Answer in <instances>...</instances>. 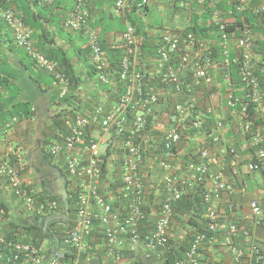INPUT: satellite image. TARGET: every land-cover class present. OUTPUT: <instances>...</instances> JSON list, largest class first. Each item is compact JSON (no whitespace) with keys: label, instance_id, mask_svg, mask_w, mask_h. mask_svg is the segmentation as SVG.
<instances>
[{"label":"built area","instance_id":"built-area-1","mask_svg":"<svg viewBox=\"0 0 264 264\" xmlns=\"http://www.w3.org/2000/svg\"><path fill=\"white\" fill-rule=\"evenodd\" d=\"M40 6L42 4H50L53 0H35ZM73 8L62 21V26L73 32H82L87 39V47L90 52L91 62L93 63L97 80L102 85L120 87L122 93L118 96L113 106L109 107V111L105 112L108 103V96L102 95L97 106L93 111L86 115H76L69 127V132L63 137L61 142L49 144L47 149L51 155L65 156V165L68 176L75 182L77 193L76 213L72 219V225L68 228L64 235L63 244L71 246L77 255L87 250L85 238L92 230L93 220L99 221L103 225V234L105 238L106 254L110 256L109 264H121L118 256L119 250H122L125 244V238L121 237V233L129 235L133 243L138 242L139 227L144 221L153 218L154 228L145 236L142 241L143 254L147 259H155V264H166L163 257V249L166 248L169 238V228L172 223L173 211L172 204L177 201L183 194L190 192L195 185L203 184L206 180L210 181V186L205 188L203 193V203L205 205V216L208 220V229L211 233L224 230L228 235H235L239 231L247 233L243 229H239L233 223L223 225L220 223L222 218L217 203L220 196L224 192L231 193V188L222 181V172L212 173L209 168L211 162L209 150L202 149L198 153L197 161H191L185 164L182 175H176L173 170L172 162H177V150L173 151L181 140L184 130L194 128L200 130L203 121L199 115H192L189 107L194 108L195 105L189 100L197 94V89L193 90L192 85L200 83L206 95L204 100L214 99L220 96L221 104L224 109L230 110L232 115L237 117V126H241L244 133L250 129L251 122L244 120L247 117V108L249 103L262 106L264 101V90L260 86V80L255 74L257 63L260 60L259 54L254 50L255 43L258 42L257 34L243 20L238 28L239 34L234 37H228L225 32L226 25L223 23L220 14L214 12L211 24L218 28L219 47L221 49L222 59L217 63L212 56L210 42L196 37L192 31L185 33H175L168 30L160 35L155 50L153 66L148 69L145 63L142 66L140 58V39L136 34L135 27L129 22L128 15L132 13V6L136 0H115L113 11L123 19L124 31L121 35L122 56L119 62V69L115 76L109 71L108 56L102 49L99 32L97 29L88 25V10L86 8V0H74ZM170 2L179 9L191 7L194 3L198 8H202L205 0H193L191 4L185 3L183 0H165ZM235 4L236 12H243L252 15L264 13V0H231ZM0 14L11 29L15 42L18 47L22 48L33 59L36 65L52 74L57 80L62 94L68 90V80L57 70L56 62L47 59L39 51L34 49L31 39V30H29L19 17H15L11 10H0ZM261 37V36H260ZM235 53L230 58V54ZM177 59L178 69L171 64V60ZM230 62L237 66V78L240 95H236L232 88V79L229 72ZM220 67L222 71V79L227 83L226 91L220 95L218 93L222 89V85L215 83L211 74V70ZM150 68L154 73L159 74L160 83L167 85L170 90L165 91L163 87H149L141 100H135L138 83L142 77V72H147ZM189 71L192 76L193 84H185L182 76ZM190 76V77H191ZM117 77V82L114 80ZM177 95L184 96L182 102H174L170 104V98L173 92ZM198 92H201L198 90ZM202 95V94H201ZM167 106V126L161 131V140L164 144L163 157L156 159H143L147 157V143L151 138V132L154 126L147 129V116L160 112V108ZM210 103V102H209ZM138 105V110L131 116L128 121V128L125 130L126 138L122 142V156L120 164V177L122 186L121 194L127 199L126 206L123 211L121 221L118 225L111 223L113 208L111 203L107 201L100 191V183L102 180L101 154L100 145H109V140L114 125L127 113L130 105ZM200 111L213 115L214 122L212 132L215 133L214 141L224 140L223 123L216 109L205 104ZM200 108V107H198ZM201 109V108H200ZM156 118V117H155ZM248 118V117H247ZM155 120V119H154ZM17 119L13 118L12 122ZM154 124V122H153ZM184 126H187L184 128ZM95 129L99 132L98 137L91 139L85 144V135L88 129ZM222 132V135H221ZM261 133L257 132L254 136V142L261 141ZM78 152H81L78 154ZM233 161L231 167L234 168L238 162V156L233 150L230 151ZM258 163H249L248 171H255L258 165L263 164L264 150L257 151ZM147 159V158H146ZM261 162V164H260ZM155 168L161 171V176L153 188L156 190L155 195L159 192L162 196V202L157 211L154 204L155 200L148 198V192L143 187L144 173L148 168ZM0 181L11 198L20 204L22 210L31 215L44 216L56 214L59 210V203L55 200L43 199L37 200L31 192H27L24 179L19 170L10 166L7 162L0 159ZM152 184V181L150 185ZM205 186V185H204ZM152 189V188H151ZM147 195V196H146ZM264 201V192L261 198H254L249 201L248 209L251 216V222L254 227L264 224V210L260 207V201ZM159 202V200H158ZM5 215L4 209L0 208V218ZM204 236L198 235L187 255V264H202L197 259V248L203 242ZM213 241V240H211ZM3 241L0 239V246ZM8 247L9 255L0 251V260L8 262H18L21 264H60L57 259L45 261L42 250L32 243L16 242L4 243ZM3 244V245H4ZM249 254L247 257L248 264H264V242L261 244H251L249 246ZM237 264H244L240 258L244 256L241 251L234 248L231 251ZM247 264V263H246Z\"/></svg>","mask_w":264,"mask_h":264},{"label":"crops","instance_id":"crops-1","mask_svg":"<svg viewBox=\"0 0 264 264\" xmlns=\"http://www.w3.org/2000/svg\"><path fill=\"white\" fill-rule=\"evenodd\" d=\"M185 3L191 4L193 0H183ZM224 1V0H214L213 3ZM59 4L55 8V14H62L65 16L72 8L73 0H58ZM228 3V2H227ZM113 3L108 0H99L95 1L90 5L89 9V25L94 26L99 31L100 38L104 41L106 45L118 47L121 45V35L124 29L123 20L114 13ZM148 10L146 12H139V20L143 22L144 32L142 34L144 38L152 39L153 41L149 42L150 46H155L158 42V38L164 32L171 30L175 33H181L191 26L192 21L196 16H200L202 11L196 6V3L193 4V8L190 7L184 9L174 8L171 5H168L165 0H151L148 5ZM199 21H202L201 19ZM207 20V24H208ZM139 23V22H138ZM140 24V23H139ZM207 27V25H205ZM49 31L53 34L54 44L52 47L62 48L70 58L73 69L76 75L80 78L81 85L78 89V97L76 100H73L74 107L77 110L73 109L71 106L62 105L58 107L56 102H52L55 98L53 97L54 91L58 90V87L53 82L49 84L48 76L41 75L37 67L24 68L22 65L20 51L15 46L12 38L9 35V31L4 27H0V62L4 63V66L0 67V73L5 74L8 68H15L19 74V81L15 79V86L20 87V95L18 96V102L23 100L28 101L30 104V111L26 117L24 115L22 118L17 114L18 121L16 124H11L10 127L4 126L8 121L9 116H0V159L3 162L10 163L13 167L18 169L21 172V175L24 179L25 185L35 196L37 200L48 199L49 196H56L59 198V203L66 205L67 191L72 190V185L67 180V175H65V157L64 155L60 156H47V147L49 144L60 141L63 136L67 133L66 129H69L70 122L72 121V114H68V110H74L76 114H88L92 111L93 107L97 103L98 99L103 93L99 83L96 80V76H91L88 72L89 61L88 58L82 54L78 55V50L85 49L86 47V38L82 33H74L64 31L62 28L57 29L53 24L48 26ZM60 31H64L69 36L67 40L61 38ZM258 32L256 31L255 34ZM216 33L207 32L206 40L214 45L217 42V39L214 38ZM259 34V33H258ZM257 34V35H258ZM142 40V37H139ZM258 42L263 41V37L260 35L257 36ZM80 42V43H79ZM79 43V44H78ZM87 61L85 62V60ZM149 58H144L142 61V66L145 63L146 68L152 64ZM219 59V56H217ZM6 64L9 65L6 66ZM6 66V69H5ZM23 68L25 70H23ZM220 67H215L211 70V74L215 83L220 85L224 84L225 88L222 87V93L226 91L227 83L222 79V71ZM200 89H197V94L190 98L195 107H200L201 109L206 106V101L203 98L202 92L198 90L202 89V85L198 83ZM232 88L235 89V93H240L239 88H235L232 84ZM218 93H221L219 91ZM7 92L0 87V98H6ZM180 100L182 97H176ZM213 107H219L222 109L221 98L218 94L214 99L210 100ZM260 110H264V107L258 106ZM33 112V113H32ZM227 115V114H226ZM223 124H230L231 128H234V133L236 131L237 117L232 115L230 112L229 120L226 122L227 117H221ZM63 120V122H61ZM60 122V125L56 124ZM62 125V126H61ZM54 127V128H53ZM64 128V130H63ZM54 129V130H53ZM91 135L93 138L98 137L99 132L95 129L91 130ZM228 134L224 141L226 146H234L238 141L244 143L243 147L246 148L247 142H245L244 136L240 135L238 140L236 137L230 133L228 127L223 130V135ZM222 135V132H221ZM199 137V139H197ZM197 138L191 137L188 138L189 144L186 148H180L178 146L177 155L179 159L186 160L189 159V154L191 153L190 144L194 142L201 143L204 136H198ZM223 142V140H222ZM45 144V145H44ZM224 144V143H223ZM224 146V145H223ZM213 148L212 157V168L217 169L222 165L224 159V147ZM100 154L101 156L105 155V150L107 148L105 145H100ZM81 152H78L80 154ZM119 155H111V158L108 159L107 166V175L105 176V182L101 183L100 190L105 196L107 201L113 204V213L111 217V223L113 225H118L121 221L127 199L121 194V191L117 188L112 189L111 178L115 167L119 166L118 164ZM10 160H16L11 163ZM174 166V164H173ZM244 167V166H243ZM178 165L174 166V171H176ZM240 174L233 179L228 173L225 174V180L229 181L234 186V192L228 196L223 194L219 204L218 209L223 214V224L225 222H235L238 223L240 229L250 232V235L247 236L248 240L245 238L243 245L247 244H261L264 242V224L259 227H254L248 219L249 209L248 202L254 198H261L264 191V184L258 175H248L246 170L240 168ZM182 173V172H181ZM161 175V171L148 168L146 173H144V180L149 182L152 181L153 184L158 180ZM153 185L149 186V189L153 188ZM7 191L5 190L4 184L0 181V200H3L6 206L10 209V219L17 222L22 221L24 225L34 226L36 228L42 229L45 232L50 233L52 236L48 238L49 241L43 242L41 250L45 256V261L47 262L50 259H57L64 255L67 248L63 243H59L58 238L53 235L56 231L60 232L63 236L66 234L68 228L72 225V219H70V213L68 210H58L56 214L36 216L25 213L18 201L11 200L9 202L7 196ZM242 197H241V196ZM240 196V197H239ZM40 200V201H41ZM116 206V208H115ZM122 208L121 210H119ZM16 222V221H15ZM99 222V221H98ZM97 221L96 231H93L92 236L86 241L90 255L78 264H108L109 258L106 254H103L105 249L102 233L103 225L99 224ZM248 223V224H247ZM240 234H243V231H239ZM221 233L220 236H222ZM249 241V242H248ZM217 240L215 241V243ZM135 243L126 242L123 247L126 249L127 258H123L121 264H132L134 263L135 257L139 256V252L142 253V245H139V248L134 245ZM216 257L218 260L222 261V264H231L228 260V255H226L225 247L219 246ZM249 249L245 250V253L249 254ZM210 252H213V248L210 249ZM130 254L132 256H130ZM101 255V256H99ZM212 257V256H211ZM215 256L212 257V259ZM100 259V260H99ZM142 259V254L140 258ZM150 264H155L150 263ZM184 264V263H181Z\"/></svg>","mask_w":264,"mask_h":264},{"label":"trees","instance_id":"trees-1","mask_svg":"<svg viewBox=\"0 0 264 264\" xmlns=\"http://www.w3.org/2000/svg\"><path fill=\"white\" fill-rule=\"evenodd\" d=\"M108 1H113V0H108ZM151 0H136L135 3L132 6V13H130L128 16L129 22L135 26L136 28V34L140 37H142V40L140 41V54H141V61L144 60V58H149L152 59L155 53V46H150L148 43L153 41L152 39L144 38L142 34H145L144 30V25L143 22L139 20V13L138 12H146L148 10V3ZM214 0H205V3L200 10L202 13L200 16H196L194 20L192 21V24L190 27H188L186 30L182 32L184 35L185 33H188L189 31L193 32L196 34V37H200L202 39H206L207 32H214L216 33L214 38L217 39V42L211 47L212 50V56L215 58L217 63H220V61L217 59V56H219V59H222L221 56V49L219 47V32L216 27H213L211 25L207 24V20L210 18L211 11L214 10H219L221 12L222 18L224 19L225 23L228 25L225 29V32L228 34V37L232 38L235 35L239 34L238 28L241 26V21L243 20L246 24L249 25L251 30L254 32H258L261 37L264 38V13L259 14V15H252L248 13H239L236 12L235 8L231 5H228L227 1L224 0L213 3ZM59 2L58 0H54L51 4H42L38 5L37 1L35 0H0V7H11L14 8L18 13L21 15V20L25 23L26 26H28L32 31H33V36L32 39L34 40L33 46L34 49L37 51L41 52L46 58L54 60L57 62L59 71L64 74V76L68 80V92L67 94L63 95L62 97L59 94V89L54 91L53 97L55 98L52 100V102H56V105L58 107L62 105L66 106H71L73 109L77 110L76 107L73 105V100H76L78 97V89L79 86L81 85L80 78L76 75L72 63L70 61V58L68 57L67 53L60 47H52L50 48L51 45L54 44L53 40V34L49 31L48 26H52V24L57 28L61 29V19H62V14H55V8L58 6ZM138 13V15H137ZM202 21H199V20ZM140 24H139V23ZM207 25V27H205ZM3 26L7 29L6 24L3 23V21L0 19V27ZM3 29V28H2ZM101 40V46L102 49L106 52L108 55V65L109 68L112 72V76H115L118 72L119 69V62L122 56V50L121 47H112L108 46L104 43L102 39ZM17 49L20 51V61H22V65L24 68H31V67H36V62L35 59H33L31 56L28 55L26 51H24L22 48L17 47ZM254 50L259 54L260 60L257 63V70L255 74L260 80V86L264 90V39L263 41H259L255 43ZM84 55L86 57L89 56V50L88 48L78 50V55ZM230 58L234 57L235 53L230 54ZM148 59V60H149ZM87 59L85 60V62ZM171 64L174 65L175 69H178V62L175 57V59L171 60ZM4 66V63L0 62V67ZM6 66L9 67L8 64ZM5 66V69H6ZM88 66V72L91 76H97L96 70L92 65H87ZM23 68V70H25ZM7 70V69H6ZM39 70V69H38ZM41 75L48 76L49 84H52L53 82L58 86V82L55 81V78L52 76H49L47 73L43 72L42 70H39ZM229 72L230 75L232 76V80H235L236 82L234 83V86L237 88L239 87L238 83V78H237V66L232 64L230 62L229 64ZM142 77L138 83L137 87V93L135 95V100H141L144 97V94L147 92L149 87H156L160 88L163 87V89H166V85L161 84V80L159 79V74L154 73L153 70H148L147 72L144 73V71L141 73ZM192 75V74H191ZM190 75V72L187 71L185 72V75L182 76L183 81L185 84H193L192 83V76ZM191 76V77H190ZM15 79H17V82L19 81V74L18 71L14 68H8L7 72L5 74L0 73V87L4 89L7 92V97L6 98H0V116L4 114V116H9L8 121L12 122V118H17V114L19 115H27L31 113L30 111V104L28 101L23 100L22 102H18L19 98L18 96L20 95V87H16L14 82ZM117 77L114 80V84L117 82ZM101 89H105L107 92L108 96V103L105 108V112L109 111V107L113 106L116 99L118 96L122 93V89L120 87L115 88L116 84L114 87L111 89L102 86L99 84ZM193 90L195 89H200L199 85L193 84L192 85ZM115 90V91H114ZM104 91V90H103ZM114 91V92H113ZM202 92V95H206L204 88L200 90ZM173 95L176 94L175 91H172ZM222 93V90H221ZM220 95L222 96L223 94ZM56 100V101H55ZM170 105L167 103L164 107L165 110H167V106ZM264 107V101L262 103ZM222 109H224L222 107ZM138 110V105H130L127 108V113L116 123L113 127L115 130V133L111 134L112 137L109 140V145L107 146V150L105 152V155L101 157V169L104 172V180L105 176L107 175L106 168L108 166V159L111 158V155H119V158L122 156V142L124 143V140L127 136H125V130L128 128V121H130L131 116L135 114V112ZM202 109L198 107L191 108L189 107V111L191 114L196 117L199 115V118L203 121V126L200 130H194V128H189V130H185L184 134L181 137V141L184 140V135L186 136V139L191 138V137H197V136H204L202 139V142L196 146L194 144V147L192 149V153L189 155L191 156L188 161H197L198 157V149L200 150L201 148L205 149H210L211 146L213 148L216 147H221L223 146L224 149L230 153L231 150H233L239 157L244 159L240 163H245L247 164L248 162H258L257 159V151L262 149L264 150V110H260L256 104L249 103L248 108H247V117L244 118V120H248L251 122L250 129L248 130L247 133L243 132V129L241 126H237V133H234L235 129L231 128L227 123L223 124V130H225L226 127L229 128L230 133H232L238 140L241 138L240 135L244 136L246 144V148L243 147L244 143H241L238 141L234 146H230L225 144L226 141L225 138L227 137L228 134L224 135V140L222 141H214V136L215 133L212 132L213 128V122L214 118L213 115H208L204 111H200ZM225 113L221 114V117L226 116L228 122L229 116H230V110L224 109ZM33 113V112H32ZM67 113L72 114L73 116L71 117L72 119L75 118L76 113L74 110H68ZM232 113V112H231ZM81 114H84L81 112ZM227 114V115H226ZM156 117V114H152L147 116V129L151 128L154 126L153 122ZM220 117V119H221ZM222 121V119H221ZM63 122V120H61ZM224 122V120L222 121ZM72 121L70 122V124ZM11 124H16L11 123ZM60 125V122L56 123ZM62 126V125H61ZM70 127V126H69ZM187 126H184V128ZM54 128V127H53ZM54 130V129H53ZM64 130V128H63ZM66 135L68 134V129ZM259 132L261 133V141L260 142H254L253 138L256 135V133ZM152 137H155L154 140H151L152 138H149L148 143H147V159L144 158V161H148V159H156L158 160L159 158L163 157V150H164V144L160 140V134L158 131H153ZM240 134V135H238ZM124 135V139H122ZM224 143V144H223ZM45 145V144H44ZM173 151H176V147L172 149ZM231 154V153H230ZM48 157L50 156L49 154L47 155ZM121 159V158H120ZM187 159V157H185ZM11 163L15 162L16 160H10ZM263 164L258 165L259 168L251 173L247 174L248 175H258V177L261 179V181L264 184V159L262 160ZM10 164V163H8ZM118 164H121V160H118ZM10 166H12L10 164ZM66 175V174H65ZM160 177V176H159ZM159 179V178H158ZM103 180V181H104ZM108 180H112L111 187L112 189H119L122 186L121 183V177H120V167L117 166L115 167V170L112 173L111 178ZM74 181L70 179V184H73ZM149 185L145 184L144 186V180H143V187L148 188ZM149 189V188H148ZM6 190V189H5ZM27 192L29 193V189L26 188ZM155 189L152 188L148 192V198L152 201L154 200L155 196H157L159 202L154 204V207L156 208V211L159 207V205L162 202V196L161 193L159 192L157 195H155ZM67 198H66V205H63V203H59V198H56V196H49L48 199L55 200L59 203L60 205V210H68L70 213V219H73L76 213V201H77V193H75L74 188L70 191H67ZM203 192L204 188L202 184L196 185L190 192L183 194L177 201L173 202L172 204V211H173V217H172V223L170 224L169 231V238L168 242L166 245V248L163 249V257L165 260L166 264H179V263H186L187 261V253L189 252L195 238L200 235L204 236L203 238L206 237V239L203 240L202 243L198 245L197 248V254L199 255L198 261L202 264H222L221 260H218L216 257L217 254H220L218 252L219 246H224L225 251L227 252L226 255H228V260L231 262V264H237L234 259L233 254H231V251L233 248L236 251H241L244 253V256L240 258L241 262H244V264H248L247 260V254L245 253V250L249 249V246L244 243V239L247 236L250 235V232L246 231L247 233H237L235 235H228L224 232L217 231L215 233H211L208 229V220L205 216V205L203 203ZM234 192V191H233ZM146 195V196H147ZM7 196L9 202H11L12 198L11 195L8 193L5 194ZM241 196V195H240ZM239 196V197H240ZM242 197V196H241ZM41 200V199H40ZM112 208H113V204ZM126 206V205H125ZM260 207L262 210H264V201H260ZM0 208L4 209L5 215L0 218V239H2L3 243L0 246V251H3L7 254L6 256L9 255L8 253V247L4 244L8 243H16V242H28L32 243L38 248H41V244L45 241H49L48 238L52 236L50 233L43 231L42 229L36 228L34 226H28L24 225L21 223L22 221L17 222V218H15V221H12L10 219V209L8 206L5 205L3 200H0ZM116 208V206H115ZM120 208L119 210H121ZM248 219L251 222V216L249 214ZM153 218L144 221V223L139 227V241L135 242L134 245H136L137 248H139V245L142 243L143 239L147 234H149L153 228H154V222ZM98 222V221H97ZM99 223V222H98ZM100 224V223H99ZM248 224V223H247ZM92 230L90 231V234L85 238V244H87V240L92 236L93 231H96L97 223L96 220H93L92 222ZM238 226V224H237ZM103 229V228H102ZM221 233H223L222 236ZM56 238H58L59 243L61 244L64 240L63 233L61 235L60 232L56 231L53 233ZM102 238L103 243H105V238L104 234L102 233ZM121 237L125 238V243L126 242H133L129 235L126 233H121ZM213 240V241H211ZM217 242L215 243V241ZM249 242V241H248ZM4 244V245H3ZM142 245V244H141ZM64 246L67 248L68 251L64 253L62 257L59 259L60 264H78L81 260V263H83V260L87 258L90 255V251L87 250L80 254L77 255L75 250L69 246L65 245ZM125 246V244H124ZM213 248V252H210V249ZM143 249V247H142ZM103 254H106V249H104ZM140 254H142V259L140 258ZM107 255V254H106ZM101 256V255H99ZM118 256L120 257V263L123 262V258H127V252L126 249L119 250ZM130 256H132L130 254ZM215 256L212 259V257ZM109 258L108 264L111 262L110 256L107 255ZM129 258V257H128ZM134 263L132 264H150L155 262V259H147L144 257L143 251L142 253L139 252V256L135 257L134 256ZM100 260V259H99ZM0 264H21V260L18 262H6L5 260H0Z\"/></svg>","mask_w":264,"mask_h":264},{"label":"clouds","instance_id":"clouds-1","mask_svg":"<svg viewBox=\"0 0 264 264\" xmlns=\"http://www.w3.org/2000/svg\"><path fill=\"white\" fill-rule=\"evenodd\" d=\"M54 1V0H53ZM52 1V2H53ZM95 1H99V0H86V8H87V10H88V25H89V9H90V5L93 3V2H95ZM114 1L115 0H113V1H111L113 4H114ZM51 2V3H52ZM228 2V5H231V6H233L234 8H235V4L234 3H231V0H228L227 1ZM50 3V4H51ZM75 4V1L73 0V5ZM167 4L168 5H171L172 7H174V8H177V7H175V5H173L172 3H170V2H167ZM47 5H49V4H47ZM73 5H72V8H73ZM203 7V6H202ZM71 8V9H72ZM113 8V7H112ZM191 9L193 8V5L190 7ZM11 10L13 13H14V15H15V17H19L20 19H21V15H20V13H18L14 8H11V7H0V10H2V11H5V10ZM179 9V8H178ZM200 9V8H199ZM71 11V10H70ZM69 11V12H70ZM218 11V13L220 14L219 16L221 17V19H222V21H223V23L226 25V27L228 26L226 23H225V21H224V19L222 18V15H221V12L219 11V10H212L211 11V15H210V18L208 19V25H211V26H213V27H215L213 24H211V19H212V15H213V13L214 12H217ZM68 12V13H69ZM139 13V12H138ZM116 14V13H115ZM67 15V14H66ZM65 15V16H66ZM65 16H62V19H61V28L64 30V31H67V32H73V31H69V30H67V29H65L63 26H62V21H63V19H64V17ZM129 17V16H128ZM121 18V17H120ZM0 19L3 21V23L4 24H6V27H7V30L11 33V35H12V40H13V42H14V44H15V46L16 47H18L17 46V44H16V42H15V38H14V36H13V33H12V31H11V29L9 28V26L7 25V23L5 22V20L3 19V17H2V15L0 14ZM122 19V18H121ZM123 20V19H122ZM23 22V21H22ZM24 23V22H23ZM24 25H25V23H24ZM26 26V25H25ZM90 27H93L94 29H97L96 27H94V26H91V25H89ZM134 26V25H133ZM29 30H31L28 26H26ZM135 27V26H134ZM217 28V27H216ZM136 29V28H135ZM218 29V28H217ZM123 31H124V29H123ZM31 39H32V36H33V31L31 30ZM99 32V31H98ZM74 33H82V32H74ZM83 35H84V33H82ZM100 36V35H99ZM138 36V35H137ZM85 38H86V36H85ZM138 38H139V36H138ZM101 39V38H100ZM158 40H159V38H158ZM32 41H33V43H34V40L32 39ZM141 41V40H140ZM158 43V42H157ZM157 43H156V47H157ZM156 47H155V50H156ZM85 48H88L87 47V39H86V47ZM89 50V49H88ZM39 53H41V52H39ZM42 54V53H41ZM155 54V53H154ZM43 55V54H42ZM44 56V55H43ZM108 56V55H107ZM89 58H88V61L90 62L89 63V65H92L93 67H94V65H93V63L91 62V57H90V52H89V56H88ZM154 57V56H153ZM152 57V58H153ZM140 58H141V54H140ZM48 59V58H47ZM49 60H51V59H49ZM149 60H151V59H149ZM52 61H54V60H52ZM108 61H109V59H108ZM54 62H56V61H54ZM56 64H57V62H56ZM150 66H153V60H152V64L150 65ZM149 66V67H150ZM36 67L39 69V70H42V69H40L37 65H36ZM95 68V67H94ZM151 69V68H150ZM57 70L59 71V67H58V64H57ZM152 70V69H151ZM43 72H45V73H47L46 71H44V70H42ZM60 72V71H59ZM49 76H53L52 74H50V73H47ZM63 74V73H62ZM64 75V74H63ZM54 77V76H53ZM55 78V77H54ZM67 79V78H66ZM231 79H232V76H231ZM96 80H97V76H96ZM55 81L57 82V80L55 79ZM97 82H98V80H97ZM232 82H233V84L236 82L235 80H232ZM99 83V82H98ZM100 84V83H99ZM161 84H163V83H161ZM102 85V84H101ZM58 89H59V94H60V96L62 97L63 95H65V94H67V92H68V90L64 93V94H62V90H61V88H60V85L58 84ZM102 86H105V87H107V88H109V89H111L112 90V86H107V85H102ZM167 86V85H166ZM222 86L225 88V85L224 84H222ZM227 86V85H226ZM159 88L158 89H160V86H158ZM236 88V87H235ZM237 88H239V87H237ZM104 91H103V93H102V95H107V92L105 91V89H103ZM169 91L170 90V88L167 86L166 87V89H164V92L165 91ZM233 90H235V89H233ZM115 91V90H114ZM113 91V92H114ZM105 93V94H104ZM241 93H236V95H240ZM101 95V96H102ZM101 96H100V98H101ZM174 96L175 97H178V96H181L182 98L180 99V100H178L177 98L174 100V99H172V100H170V104L171 103H174V102H182L185 98H184V96H182V95H177V94H174ZM172 97H173V95H172ZM100 98L98 99V101L100 100ZM98 101H97V103L95 104V106L93 107V109L97 106V104H98ZM261 107H263V105L261 106ZM93 109H92V111H93ZM227 110V109H226ZM91 111V112H92ZM90 112V113H91ZM161 112H167L168 113V111L167 110H165L164 108H160V112L159 113H157V115H159ZM89 114V113H88ZM76 115H86V114H76ZM24 115H20L19 117H23ZM220 117V116H219ZM16 118V117H15ZM13 119V118H12ZM17 119V121H18V117L16 118ZM73 120V119H72ZM16 121V122H17ZM11 123H15V122H9V121H7L6 123H5V125L4 126H6V127H10V125H11ZM223 123V122H222ZM166 126H167V119H166V125L165 126H163L161 129H157V128H155V126H154V129L152 130V132L153 131H158L159 132V134L161 135L162 133H161V131L164 129V128H166ZM91 128L90 129H88L87 130V133H86V135H85V144H88V142L90 141V139H91ZM189 130V129H188ZM185 131V130H184ZM184 131H183V133H182V135L184 134ZM68 132H69V129H68ZM151 132V133H152ZM64 136H66V134L64 135ZM63 136V137H64ZM182 137V136H181ZM198 137V136H197ZM197 137H195V138H197ZM151 140H154V137H152V134H151ZM63 139V138H62ZM61 139V140H62ZM197 139H199V137L197 138ZM61 140L60 141H57V142H61ZM160 140H161V136H160ZM162 141V140H161ZM179 144V143H178ZM196 146H198V141L196 142ZM178 146V145H177ZM176 146V147H177ZM195 146V147H196ZM194 147V148H195ZM202 149H205V148H201L200 150H202ZM176 150H177V148H176ZM199 149H198V152L197 153H199V151H200ZM207 150H209V154L212 152V150L211 149H207ZM105 152H106V150H105ZM224 152H225V155H224V159H223V162H222V165L219 167V168H215L214 167V169L213 168H211L212 167V160H214V158L212 157V155H210V158H211V162H210V164H209V168H210V171L212 172V173H219V172H222V181L227 185V186H229L230 188H231V193H229V192H224V193H222L221 194V196H220V199H221V197H222V195L223 194H227L228 196H231L230 194H232L233 193V191H234V186H233V184H231L229 181H227V180H225V174L226 173H228L233 179H235L241 172H240V168H243L244 170H246V172H248V174L249 173H251V171H248V169H247V165L249 164V163H252V162H248L247 164H245V163H240L241 161H243L244 159H242L241 157H239L238 155V162H237V164H236V166H234V168H232L230 165H231V162L233 161V159H232V156H231V154L230 153H228L226 150H224ZM47 153L49 154V155H51L49 152H48V150H47ZM177 153V152H176ZM191 153H192V148H191ZM235 153V152H234ZM60 155H63V154H60ZM60 155H58V156H60ZM52 156H54V155H52ZM57 156V157H58ZM190 156V155H189ZM65 157V156H64ZM191 157V156H190ZM189 157V158H190ZM198 158V157H197ZM118 160H120V158H119V156H118V159H117V161ZM193 161V160H192ZM188 162H191V161H188V160H186L185 158L184 159H179V158H177V162L176 163H174V162H172L171 163V165H173L174 164V166L175 165H178V168L179 169H177L176 171H175V174L176 175H182L183 174V171H184V167H185V164L186 163H188ZM255 163H258V162H255ZM174 166H173V168H174ZM244 166V167H243ZM13 167V166H12ZM119 167H120V164H119ZM15 168V167H14ZM64 170H65V174L67 175V180L70 182V177L68 176V173H67V170H66V165H65V168H64ZM156 170H158V169H156ZM182 172V173H181ZM19 173L21 174V172L19 171ZM104 172L102 171V180H101V183H104L105 182V180H104ZM22 176V175H21ZM161 176V175H160ZM160 178V177H159ZM72 180V179H71ZM104 180V181H103ZM101 183H100V185H101ZM151 183V182H150ZM157 183H158V180H157ZM72 185V189L74 188V191H75V193H76V188H75V182L73 183V184H71ZM151 185H153V183L151 184ZM205 185V186H204ZM196 186V185H195ZM194 186V187H195ZM202 186H203V188H204V190H205V188H207V187H209L210 186V181L209 180H206L203 184H202ZM193 187V188H194ZM120 189V188H119ZM150 189H148L147 191H149ZM101 191V190H100ZM264 192V191H263ZM204 193V192H203ZM220 199H219V201H220ZM49 200H51V199H49ZM252 200V199H251ZM219 201H218V203H217V207H218V204H219ZM250 201V200H249ZM248 204H249V202H248ZM59 208H60V205H59ZM60 210V209H59ZM219 210V209H218ZM219 212H221L220 210H219ZM221 214H222V212H221ZM223 219H224V217H223V214H222V218H221V220H220V223L221 224H223ZM227 223H230V222H225V224H223V225H226ZM231 223H233V224H235L236 226H237V224L238 223H235V222H232L231 221ZM263 225V224H262ZM261 226V225H260ZM239 229H240V226L238 225L237 226ZM171 232V231H170ZM221 232H224V233H226L224 230H221ZM250 264H253L252 262H249ZM179 264H181V263H179ZM184 264H187V263H184Z\"/></svg>","mask_w":264,"mask_h":264},{"label":"rangeland","instance_id":"rangeland-1","mask_svg":"<svg viewBox=\"0 0 264 264\" xmlns=\"http://www.w3.org/2000/svg\"><path fill=\"white\" fill-rule=\"evenodd\" d=\"M1 27L4 28L3 26H1ZM58 32H59V31H58ZM59 33H60L61 38L65 39V40H67V38L69 37V36L67 35V33L64 32V31H60ZM9 35H10V37L12 38L11 33H9ZM79 43H80V42H79ZM79 43H78V44H79ZM170 99H171V100H172V99L175 100L176 97L173 95V97H171ZM209 102H210V100H209ZM209 102L207 101L206 103L209 104ZM210 103H211V102H210ZM214 108H215V107H214ZM215 109H216V111H217V113L219 114L220 117H221V114H220V113H222V114L225 113L224 109H221V108H219V107H216ZM166 119H167V112H161L159 115H157L156 118H155V120H154V126H155V128H157V129H161L163 126H165V125H166ZM236 130H237V128H236ZM183 138H184V140L181 141V142H179V144H178V146H179L180 148H186V147L188 146V144H189V141H188V139H186V136H185V135H184ZM154 139H155V137H154ZM194 144L197 145L196 142H194L193 144H190V147H191L192 149L194 148ZM178 146L176 147L177 150H179V149H178ZM212 153H213V151L210 153V155H212ZM211 168H212V167H211ZM149 181H150V180H148V181H145V180H144V186H145V184H147V185L150 186V182H149ZM149 186H148V188H149ZM144 188H145V187H144ZM148 188H146V190H148ZM155 201L158 202V198H156Z\"/></svg>","mask_w":264,"mask_h":264}]
</instances>
